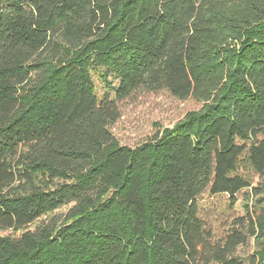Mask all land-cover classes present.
<instances>
[{"label": "trees", "instance_id": "16d2710c", "mask_svg": "<svg viewBox=\"0 0 264 264\" xmlns=\"http://www.w3.org/2000/svg\"><path fill=\"white\" fill-rule=\"evenodd\" d=\"M142 89L201 106L121 144ZM0 264H264V0H0Z\"/></svg>", "mask_w": 264, "mask_h": 264}, {"label": "rangeland", "instance_id": "374dc122", "mask_svg": "<svg viewBox=\"0 0 264 264\" xmlns=\"http://www.w3.org/2000/svg\"><path fill=\"white\" fill-rule=\"evenodd\" d=\"M201 104L193 98L180 99L165 90H137L119 101L120 117L111 126L121 144L134 146L153 136L159 129L169 127L188 111ZM233 206L227 194L212 195L204 192L199 198L200 216L220 233L228 226L234 213H243L241 194ZM252 243L240 248V253H250Z\"/></svg>", "mask_w": 264, "mask_h": 264}]
</instances>
